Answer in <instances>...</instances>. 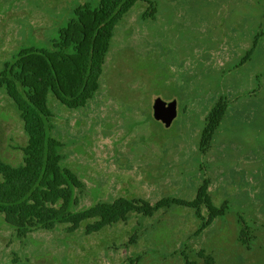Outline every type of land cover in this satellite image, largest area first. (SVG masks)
I'll return each mask as SVG.
<instances>
[{
    "label": "rangeland",
    "instance_id": "obj_1",
    "mask_svg": "<svg viewBox=\"0 0 264 264\" xmlns=\"http://www.w3.org/2000/svg\"><path fill=\"white\" fill-rule=\"evenodd\" d=\"M169 1L182 5L186 19L192 17L190 0ZM98 2L0 0V73L18 51L50 48L78 9H95ZM148 7V2L137 3L117 25L100 87L85 107L70 110L49 102L51 134L62 144L61 166L83 185L74 191L78 202L72 210L115 199H139L151 206L164 201L167 207L165 199L175 195L192 200L206 182L213 205L224 202L229 209L227 192L234 194L230 213L215 216L200 234L195 233L199 221L192 210L169 205L151 217L130 214L126 222L89 235L85 222L71 233L64 230L67 225H57L23 238L0 218V264H185L186 257L196 264H264V101L257 103L264 86L253 77L258 72H237L224 56L214 59L213 50L226 48L225 40L213 48L210 35L199 31L189 37L179 34L172 41L151 33ZM161 20L157 12L154 24ZM179 39L182 44L177 47ZM194 40L205 44L207 63L191 48L193 62L178 55L179 48ZM220 68L217 79L209 80ZM228 85L243 106L228 110L222 127L200 154L196 145L204 115L227 97ZM156 99L176 105L169 126L154 117ZM26 141L18 112L0 88V160L18 165L23 157L19 148ZM236 220L247 228L251 225L253 234H241L243 226ZM241 238L248 239L245 245ZM186 247L190 251H184Z\"/></svg>",
    "mask_w": 264,
    "mask_h": 264
},
{
    "label": "trees",
    "instance_id": "obj_2",
    "mask_svg": "<svg viewBox=\"0 0 264 264\" xmlns=\"http://www.w3.org/2000/svg\"><path fill=\"white\" fill-rule=\"evenodd\" d=\"M146 0H99L95 9L81 7L74 19L59 32L47 50H20L0 73V88L18 112L27 141L22 161L15 166L0 160V218L17 238L39 230L67 225L66 233L86 222L85 233H97L116 222H126L130 214L151 216L150 204L115 199L98 202L74 212L75 190L83 189L79 178L63 169L61 142L51 134L54 100L74 110L85 107L100 87V77L115 29L137 3ZM211 123L203 136L210 137ZM205 185L199 189L203 202ZM195 215L204 230L213 219ZM204 220H207L204 222ZM191 264V263H189Z\"/></svg>",
    "mask_w": 264,
    "mask_h": 264
},
{
    "label": "flooded vegetation",
    "instance_id": "obj_3",
    "mask_svg": "<svg viewBox=\"0 0 264 264\" xmlns=\"http://www.w3.org/2000/svg\"><path fill=\"white\" fill-rule=\"evenodd\" d=\"M145 2H148L149 6L148 16H150L152 22V25L149 29L151 33L157 32L160 37L167 36L169 40L172 41L176 39L179 34L183 35V37H189L196 31H199L205 36L210 35L213 42V48L219 44L221 45V40H225L226 48L214 49L212 57L215 59L217 57L224 56L227 64L234 65L237 72L243 71L247 73L257 71L258 74L255 73L253 77L260 82V86H264V0H190V2L187 4V7L191 10L189 14L192 15V17L190 19L185 18V15L181 9V4L177 3L180 6L179 7L169 0H158L157 2L146 0ZM192 7L195 8L193 9ZM157 12L162 16V20L154 24L153 20ZM179 12L182 13V18H180ZM181 44L182 42L179 39L176 43V46L180 47ZM204 47V43L199 45V42L194 40L190 45H188V47L183 49L179 48V52H176L181 57L187 56V59L190 62H193L194 57H189L188 55L190 52L188 48H191L192 51H194L195 54L200 57L201 62L207 63L209 61V57H204ZM255 68H257V70H255ZM219 71H222V69H217L215 72L212 71L213 75L208 77V79L216 80L217 78L215 77V73ZM228 88L227 97L223 100H219V102L214 104L212 109L208 107V111L204 115L206 120L201 126L198 137V145H196V150H199L200 154L204 153L208 145H210V142L213 140L215 134L222 127L225 114L228 112V110H234L236 104L243 106L242 100L233 97L232 86L228 85ZM262 101H264V94L257 98V103H261ZM211 123L214 124V128L210 133V137L206 141H203L205 131ZM232 131L235 130L232 129ZM236 141L238 140L236 139ZM238 145L241 144L239 143ZM236 147L229 148L225 152L227 157L222 162H225L230 158L231 151ZM221 173L227 178V173L225 171ZM204 185L206 187V192L205 196L203 197V202H201L198 201L199 189ZM207 185L208 184L206 182L201 184L197 188L192 200L175 198L174 195L172 199L168 198V200L165 199V201L168 202V206L179 205L192 210L196 219L197 217L195 213L197 210H200V215L204 216V218H207L210 212H214V217L209 221V225L207 226L208 228L215 221V216H219L225 211L230 213V206H233L234 203V194L227 192V198L229 199V204H227L229 205V209H227L224 202L220 205H213L208 194ZM167 207H165V202L162 201L158 206L153 208L152 214L159 210L165 211ZM171 210H173L172 207ZM203 210L207 213L204 214ZM206 221L207 220H204V222ZM237 222L243 226L241 234H253L251 225H249L247 228L239 221ZM200 226L201 224L199 221V227L195 233L200 234L205 229H207L205 228L204 230H201ZM240 241L243 243V245H245L248 239L241 238ZM187 250L190 251V248L186 247L184 249V251ZM197 258L202 259V254L197 253ZM193 261L194 259H188L186 257L185 264H196Z\"/></svg>",
    "mask_w": 264,
    "mask_h": 264
},
{
    "label": "water",
    "instance_id": "obj_4",
    "mask_svg": "<svg viewBox=\"0 0 264 264\" xmlns=\"http://www.w3.org/2000/svg\"><path fill=\"white\" fill-rule=\"evenodd\" d=\"M154 117L168 126L176 116V105L172 102H165L156 99L154 103Z\"/></svg>",
    "mask_w": 264,
    "mask_h": 264
}]
</instances>
